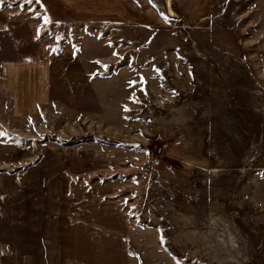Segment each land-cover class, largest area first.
I'll use <instances>...</instances> for the list:
<instances>
[{"label": "rangeland", "instance_id": "1", "mask_svg": "<svg viewBox=\"0 0 264 264\" xmlns=\"http://www.w3.org/2000/svg\"><path fill=\"white\" fill-rule=\"evenodd\" d=\"M2 1L35 17L42 49L63 53L57 74L82 72L80 103L62 102L78 111L56 98L0 141V264H264V0H220L208 26L151 11L155 44L105 16L85 29L45 21L41 0ZM85 32L100 40L90 65L76 58ZM191 51L208 64L193 82ZM143 67L160 81L140 98ZM96 78L113 82L100 80L90 108Z\"/></svg>", "mask_w": 264, "mask_h": 264}, {"label": "crops", "instance_id": "2", "mask_svg": "<svg viewBox=\"0 0 264 264\" xmlns=\"http://www.w3.org/2000/svg\"><path fill=\"white\" fill-rule=\"evenodd\" d=\"M0 0V141L10 136H3L6 133H18L23 129L33 127L34 119L40 117L43 112L48 111L57 98L59 102L58 108L64 113L72 116V112L78 111L77 105L80 103V95L78 94L76 77L82 71L76 68H68L65 74H57L59 69V56L63 53H55L37 37L35 31V17H30L18 13V9H14L9 4L2 3ZM131 1L132 3H130ZM105 0L104 4L99 5L97 0H41L42 18L45 21L54 24L72 23L80 24L85 29L92 28L91 24L98 23V16H105L104 24L107 29L114 31L115 29H122V31H129V29L137 28L141 35L145 36L146 32L150 33L148 40L149 44L157 43V29L162 25L160 19L154 16L151 18V11H164L166 17L178 19L184 17L187 26H208V22L203 20L210 15L211 12L218 10L217 2L220 0H165L161 9L162 0ZM57 2V4H55ZM224 5L225 0H221ZM100 13V14H99ZM104 13V14H103ZM149 15H148V14ZM88 14V21H83L82 16ZM94 26V25H93ZM89 38L86 42L89 44L88 51H80L76 55L77 60L85 57L88 58L90 65L92 60L98 59L97 41H100L97 36L85 32ZM171 36V35H170ZM179 39V36H174ZM129 42V39L127 40ZM107 38L105 40L106 47L113 48ZM41 44V49L39 44ZM144 43H146L144 41ZM201 51H193L187 53L188 58L193 65L196 66L195 73L190 69L187 71L189 80L193 82V77L204 75L208 69V64L204 58H200ZM74 55V54H73ZM171 55V54H170ZM205 55V54H204ZM75 56V55H74ZM73 57V56H72ZM75 58V57H73ZM151 58V56H150ZM154 58V57H153ZM240 62L239 60H235ZM62 68L64 65L61 66ZM90 71V70H89ZM88 71V72H89ZM89 72V81L91 82V75L95 72ZM160 70L154 68L152 70L146 67L138 70V85L142 87L139 91V97H147V86L150 93L153 91V86L159 82ZM252 73V72H251ZM85 74V73H84ZM152 74V75H151ZM65 77H68L69 82H65ZM153 77V78H152ZM58 83L56 85V81ZM110 79V78H109ZM97 79L88 85V96L85 99L84 105L89 104L91 108L95 106L98 97V83ZM200 82V80H197ZM61 83V84H60ZM109 85V86H111ZM152 86V87H151ZM151 88V89H150ZM172 97V96H171ZM69 101L77 104L75 110L66 108L62 104L63 101ZM204 102L205 100L200 99ZM83 102V101H82ZM94 102V103H92ZM69 103V104H70ZM195 102L185 100L182 107L191 106ZM204 104V103H203ZM92 114L91 110L85 114ZM80 115V114H79ZM6 140V139H5Z\"/></svg>", "mask_w": 264, "mask_h": 264}, {"label": "bare ground", "instance_id": "3", "mask_svg": "<svg viewBox=\"0 0 264 264\" xmlns=\"http://www.w3.org/2000/svg\"><path fill=\"white\" fill-rule=\"evenodd\" d=\"M262 112V111H261ZM264 113V112H263ZM209 143H210V145H211V147L209 148L210 150L209 151H212L211 153H212V155H214L215 157H216V160L218 161V162H221V159L217 156V153H216V143L213 141V140H211V139H209ZM257 152H256V154L254 153V154H252V156H251V158H253V157H256L257 156ZM248 155H250V154H248ZM251 158H250V160H251ZM250 162V161H249ZM216 176V175H215Z\"/></svg>", "mask_w": 264, "mask_h": 264}, {"label": "water", "instance_id": "4", "mask_svg": "<svg viewBox=\"0 0 264 264\" xmlns=\"http://www.w3.org/2000/svg\"><path fill=\"white\" fill-rule=\"evenodd\" d=\"M129 146H131V147H137V143H130Z\"/></svg>", "mask_w": 264, "mask_h": 264}]
</instances>
